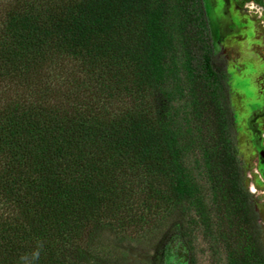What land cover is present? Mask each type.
I'll use <instances>...</instances> for the list:
<instances>
[{"label": "trees", "instance_id": "16d2710c", "mask_svg": "<svg viewBox=\"0 0 264 264\" xmlns=\"http://www.w3.org/2000/svg\"><path fill=\"white\" fill-rule=\"evenodd\" d=\"M224 73L201 0H0V264H130L172 227L195 264L192 223L264 264Z\"/></svg>", "mask_w": 264, "mask_h": 264}, {"label": "rangeland", "instance_id": "374dc122", "mask_svg": "<svg viewBox=\"0 0 264 264\" xmlns=\"http://www.w3.org/2000/svg\"><path fill=\"white\" fill-rule=\"evenodd\" d=\"M210 5L215 8L214 0ZM243 22L233 35L218 38V49L215 55L225 60V88L231 108L234 126V144L239 161L243 184L247 190L250 183L255 191L251 192V201L257 214V222L264 246V198L262 187L255 184L254 178L247 177L249 173V158L251 151L247 137V118L254 110L259 112L264 107V91L262 88L264 73V24L258 25L257 20H249L245 13L239 14ZM261 19L264 21V13ZM249 24H248V23ZM259 123H263L259 117ZM197 159L191 155L189 167L192 175L204 187V178L197 170ZM249 191V190H248ZM192 218L195 216L192 212ZM191 242V252L195 264H227L224 252L220 247L215 251L209 249L202 239L197 224H191L188 230ZM177 228L172 227L164 236L161 245H139L127 242L125 244L130 264H185L186 253L178 241Z\"/></svg>", "mask_w": 264, "mask_h": 264}, {"label": "flooded vegetation", "instance_id": "af4514ba", "mask_svg": "<svg viewBox=\"0 0 264 264\" xmlns=\"http://www.w3.org/2000/svg\"><path fill=\"white\" fill-rule=\"evenodd\" d=\"M214 3L217 9V11L214 9L217 17V29L215 28V30H212L207 16L205 0H201L210 44L214 55L218 49V38L226 36L227 34L233 35L237 31V28L243 24L239 19V14L245 13L249 20L256 19L258 25L264 24V21L261 19L264 13V0H214ZM216 58L225 69L224 58H218V56H216ZM262 77V88L264 91V73ZM259 117H262V124L259 123ZM246 130L249 146L251 148L248 155L250 173L247 174V177L250 179L253 177L255 184L262 187L260 192L264 198V107L259 112L253 110L249 114Z\"/></svg>", "mask_w": 264, "mask_h": 264}, {"label": "clouds", "instance_id": "9594fccd", "mask_svg": "<svg viewBox=\"0 0 264 264\" xmlns=\"http://www.w3.org/2000/svg\"><path fill=\"white\" fill-rule=\"evenodd\" d=\"M43 249L44 241L37 240L31 251L26 252L19 257L18 264H39Z\"/></svg>", "mask_w": 264, "mask_h": 264}, {"label": "bare ground", "instance_id": "6f19581e", "mask_svg": "<svg viewBox=\"0 0 264 264\" xmlns=\"http://www.w3.org/2000/svg\"><path fill=\"white\" fill-rule=\"evenodd\" d=\"M210 0H205L206 3V11H207V16L211 25L212 30H215V28L217 29V17H216V13L214 11V9L212 8V6L210 5ZM251 192H254V186L252 184H250L249 186Z\"/></svg>", "mask_w": 264, "mask_h": 264}, {"label": "built area", "instance_id": "2783aa9c", "mask_svg": "<svg viewBox=\"0 0 264 264\" xmlns=\"http://www.w3.org/2000/svg\"><path fill=\"white\" fill-rule=\"evenodd\" d=\"M251 184V183H250ZM248 190H249V192L251 193V190H250V188L248 187Z\"/></svg>", "mask_w": 264, "mask_h": 264}, {"label": "crops", "instance_id": "0c3cea01", "mask_svg": "<svg viewBox=\"0 0 264 264\" xmlns=\"http://www.w3.org/2000/svg\"><path fill=\"white\" fill-rule=\"evenodd\" d=\"M250 173V172H249Z\"/></svg>", "mask_w": 264, "mask_h": 264}]
</instances>
